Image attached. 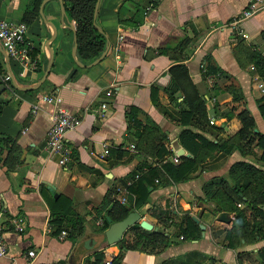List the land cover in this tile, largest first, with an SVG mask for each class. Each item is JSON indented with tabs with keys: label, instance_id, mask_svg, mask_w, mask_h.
Masks as SVG:
<instances>
[{
	"label": "crops",
	"instance_id": "1",
	"mask_svg": "<svg viewBox=\"0 0 264 264\" xmlns=\"http://www.w3.org/2000/svg\"><path fill=\"white\" fill-rule=\"evenodd\" d=\"M251 1L100 0L93 26L102 31L95 28L105 39L103 51L106 46L108 51L93 65L97 58L82 61L77 45L73 52L76 26L63 0H39L36 6L33 0H0V19L27 23L26 38L33 47L25 61L12 58L0 43V86H5L0 93V134L13 139L0 150V223L7 247L0 264L30 260L89 264L96 251L103 252L101 264L120 253L122 264H258L264 240L245 243L238 237L234 248L226 247V230L215 224L219 214L214 215L213 204L202 199L204 185L219 179L230 184V168L237 162L248 161L264 170L260 150L245 148L246 156L238 150L227 155L215 152L214 157H206L197 176L178 183L164 171V165L181 152L179 157L193 158L182 142L184 131L215 144L238 132L236 115L244 108L254 119L253 131L264 134L259 109L264 83L251 60L254 51L264 57V9L233 25ZM178 65L182 67L172 70ZM207 65L214 73L206 74ZM193 91L204 99L207 115L212 110L211 131L191 121L181 123L184 100ZM44 97H60L62 102L47 103ZM59 107L82 120L65 135L69 158L64 164L45 149L51 116ZM234 107L236 112L227 118ZM131 112L136 113L140 128H132ZM154 126L164 136L165 152L160 157L147 134ZM102 144L108 146L106 155ZM148 168L160 175L151 178L148 202L136 209L153 226L151 231L141 229L147 234L162 230L170 245L154 254L143 248L120 251L116 244L102 242L97 249L72 257L79 242L103 233L102 212L116 202L133 205L130 187L126 194L120 192L137 181L136 174L148 175ZM48 186L54 187L56 196ZM122 196L127 198L124 204ZM69 204L82 220V231L74 241L68 234L54 233L58 227L51 217L53 210ZM166 204L174 209L173 221L186 213L193 217L201 230L196 239L177 237L176 228L157 223L152 211ZM13 219L23 221L22 232L12 227ZM66 223L64 219L62 230ZM135 233L129 230L123 239L130 240ZM30 250L35 252L32 259L26 255Z\"/></svg>",
	"mask_w": 264,
	"mask_h": 264
},
{
	"label": "trees",
	"instance_id": "2",
	"mask_svg": "<svg viewBox=\"0 0 264 264\" xmlns=\"http://www.w3.org/2000/svg\"><path fill=\"white\" fill-rule=\"evenodd\" d=\"M33 2L36 6L39 0H33ZM96 2L97 0H63L70 18L76 26L77 53L84 62H92L98 58L105 45L103 35L93 26ZM25 24L27 25V23ZM251 60L256 73L264 83V57L258 51H254L251 54ZM180 67L182 66H175L172 70ZM211 71L214 73L215 70H212L207 65L205 68L206 74ZM236 99V96H234V100ZM184 104L185 109L181 111V123L186 124L191 121L197 126L206 127V129L209 127L208 130L211 131L209 126L210 119L208 118L205 101L202 96L193 91L190 96L185 98ZM259 109L260 113L264 115V97ZM233 111L236 112L235 107L231 108L226 117L230 118ZM236 116L240 121L238 132L233 137L218 140L215 144L198 134L188 131L182 133V142L193 158L179 157L177 163L169 162L164 165V171L174 183L186 181L195 177V175L197 176L202 170V163L206 160V157H214L215 152L227 155L234 150H238L243 156H246L245 148H253L261 151L260 161L264 164V134L253 131L255 128L254 119L245 108L240 110ZM128 119L132 128L141 127L142 124L137 119L135 112L128 114ZM213 129L222 130L216 126H213ZM147 134L150 135L149 140L153 141L152 148L156 149L154 154L160 157L165 152L162 145L164 136L159 135L157 126L149 129ZM12 142V138L0 134V150H2L3 145H8ZM147 172L150 173L148 175L141 173L137 181L130 186L129 191L135 194L132 206L126 207L116 202L111 209L102 212V216L99 214L103 218L102 232L109 226L106 217H109L112 222L120 221L132 210H136L148 202V186H152V180L154 177H158L160 172L157 169L150 170V168H148ZM229 178L230 184L223 179H219L204 185V198L202 199L213 204L211 211L214 215L225 212L230 216L231 222L228 224L215 221L217 226H222L226 230V247L234 248L238 244V237L243 238L245 243L264 240V212L261 210V207L264 206V170L248 161H240L230 168ZM156 181L159 180L156 179ZM242 205L246 206V208H241ZM101 207L107 206L102 204ZM173 211L174 209L169 208V204H166L164 207H155L152 214L161 227L167 229L176 228L177 237L182 235L185 239H196L201 230L193 217L186 213L180 221H173ZM248 211L249 215L247 214ZM51 217L52 223L58 227L54 232L55 234L65 231L66 235L68 234V238L72 241L80 235L82 220L73 212L70 204L63 210H53ZM64 219L67 223L62 230ZM129 230L136 231L135 236L130 240L122 238L116 244L120 251H134L143 248L148 253L157 254L166 249L171 243L170 239L164 236L162 230L147 234L138 224L133 225L127 231ZM137 230L143 233H138ZM259 253L258 264H264V248ZM103 257L102 251H96L93 253V262H89V264H101ZM121 258L122 254L120 253L113 257L110 264H122ZM57 264L65 263L62 261Z\"/></svg>",
	"mask_w": 264,
	"mask_h": 264
},
{
	"label": "built area",
	"instance_id": "3",
	"mask_svg": "<svg viewBox=\"0 0 264 264\" xmlns=\"http://www.w3.org/2000/svg\"><path fill=\"white\" fill-rule=\"evenodd\" d=\"M262 9H264V0H252L242 15L233 22V25H237L240 22L249 19ZM27 29L28 26L24 22H13L0 19V43L12 58L25 61L28 59L32 50V44L26 38ZM6 78L9 79V77ZM260 88L262 89V92H264L263 84L260 85ZM44 101L52 104H61L62 102L60 97H44ZM81 122L82 120L79 116L70 113L63 107H59L51 116V126L46 135L45 149L50 154L59 156V164H64L69 158L68 152L64 146L65 135L78 128ZM213 122L214 121L212 119L209 120L210 124H213ZM102 147L103 153L105 155L108 154V146L106 144H102ZM131 147L133 148V145ZM178 158L179 156L175 155L173 157V161L177 163ZM138 177L139 174H136L134 179L137 180ZM131 184L132 182L127 184V188L120 192L122 193L121 195L127 193L126 191ZM126 200V196H122L121 203L124 204ZM98 224H102V221H99ZM11 225L18 232H22L24 230V224L21 219H13ZM61 235L66 236V232L62 231ZM26 255L28 258L32 259L35 257V252L30 250ZM6 256L7 247L5 243V233L4 228L0 223V258ZM28 264H33V261L30 260Z\"/></svg>",
	"mask_w": 264,
	"mask_h": 264
},
{
	"label": "water",
	"instance_id": "4",
	"mask_svg": "<svg viewBox=\"0 0 264 264\" xmlns=\"http://www.w3.org/2000/svg\"><path fill=\"white\" fill-rule=\"evenodd\" d=\"M99 1L100 0H97L95 5L94 16H93L94 20L96 19L97 16ZM94 26L99 32H102L96 26L95 23ZM71 30L75 34V29L71 28ZM74 42L75 44H74L73 52L76 51V45H77L76 36H74ZM107 51H108V46H106L105 50L102 52L99 58H97L92 64L95 65L98 62H100L106 56ZM76 62L82 66V64L78 60H76ZM4 90H5V86L3 85L0 86V93ZM208 116L210 119L213 118L212 110L208 112ZM178 155L181 156L182 152ZM48 188L50 192L55 195L54 187L48 186ZM106 220L109 224L108 228L99 236L88 237L87 239H84L81 242H79L73 249L72 257L74 256L79 257L80 255H85L86 253L97 249L102 242H106L107 245L117 244L122 240L126 231L135 224H139L140 228H143L146 231H151L153 229V226L151 224L141 219L140 214L136 210H132L124 219L120 221L112 222V220L109 217H106ZM217 220L222 223H229L230 221L228 214L225 212H221L217 216ZM200 227L201 229H204V226L201 225Z\"/></svg>",
	"mask_w": 264,
	"mask_h": 264
},
{
	"label": "rangeland",
	"instance_id": "5",
	"mask_svg": "<svg viewBox=\"0 0 264 264\" xmlns=\"http://www.w3.org/2000/svg\"><path fill=\"white\" fill-rule=\"evenodd\" d=\"M90 222V221H89ZM91 224H88L91 228L94 227L93 222H90Z\"/></svg>",
	"mask_w": 264,
	"mask_h": 264
}]
</instances>
